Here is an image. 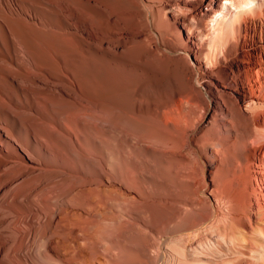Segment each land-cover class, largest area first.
<instances>
[{
	"label": "bare ground",
	"instance_id": "bare-ground-1",
	"mask_svg": "<svg viewBox=\"0 0 264 264\" xmlns=\"http://www.w3.org/2000/svg\"><path fill=\"white\" fill-rule=\"evenodd\" d=\"M221 2L0 0V264H264V13Z\"/></svg>",
	"mask_w": 264,
	"mask_h": 264
},
{
	"label": "clouds",
	"instance_id": "clouds-1",
	"mask_svg": "<svg viewBox=\"0 0 264 264\" xmlns=\"http://www.w3.org/2000/svg\"><path fill=\"white\" fill-rule=\"evenodd\" d=\"M264 13V0H222L220 8L213 13L209 24L215 35L216 23L222 35L233 31L245 19L255 18Z\"/></svg>",
	"mask_w": 264,
	"mask_h": 264
},
{
	"label": "rangeland",
	"instance_id": "rangeland-1",
	"mask_svg": "<svg viewBox=\"0 0 264 264\" xmlns=\"http://www.w3.org/2000/svg\"><path fill=\"white\" fill-rule=\"evenodd\" d=\"M104 80H105V81H104ZM104 80H102V82L104 83V85H106V78H105Z\"/></svg>",
	"mask_w": 264,
	"mask_h": 264
}]
</instances>
